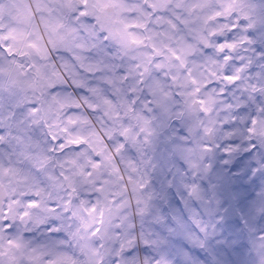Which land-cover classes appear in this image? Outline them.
Returning a JSON list of instances; mask_svg holds the SVG:
<instances>
[{
	"label": "snow or ice",
	"instance_id": "1",
	"mask_svg": "<svg viewBox=\"0 0 264 264\" xmlns=\"http://www.w3.org/2000/svg\"><path fill=\"white\" fill-rule=\"evenodd\" d=\"M0 264H264V0H0Z\"/></svg>",
	"mask_w": 264,
	"mask_h": 264
}]
</instances>
